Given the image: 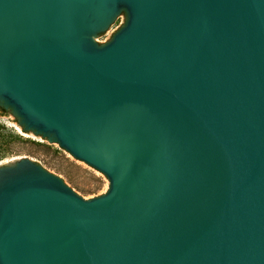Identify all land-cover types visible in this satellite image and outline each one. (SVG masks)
Wrapping results in <instances>:
<instances>
[{"label": "water", "instance_id": "1", "mask_svg": "<svg viewBox=\"0 0 264 264\" xmlns=\"http://www.w3.org/2000/svg\"><path fill=\"white\" fill-rule=\"evenodd\" d=\"M0 107L108 180L0 164V264H264V0H0Z\"/></svg>", "mask_w": 264, "mask_h": 264}, {"label": "rangeland", "instance_id": "2", "mask_svg": "<svg viewBox=\"0 0 264 264\" xmlns=\"http://www.w3.org/2000/svg\"><path fill=\"white\" fill-rule=\"evenodd\" d=\"M123 18L120 13L106 31L96 36V41L104 40ZM21 156L39 160L86 199L100 195L108 187L104 174L67 154L57 143L24 131L16 117L0 107V164Z\"/></svg>", "mask_w": 264, "mask_h": 264}]
</instances>
